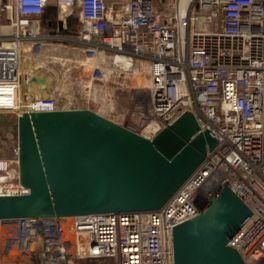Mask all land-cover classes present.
Wrapping results in <instances>:
<instances>
[{"label":"built area","instance_id":"obj_1","mask_svg":"<svg viewBox=\"0 0 264 264\" xmlns=\"http://www.w3.org/2000/svg\"><path fill=\"white\" fill-rule=\"evenodd\" d=\"M55 2L63 12L78 8L76 40L94 60V81L146 70L132 87L144 88L146 100L134 104L126 128L151 139L191 111L217 143L157 210L72 216L74 240L55 222L46 228V219L63 218L23 219L37 228L38 264H174L172 227L197 216L225 181L252 212L227 244L245 264H264V0H174L165 8L153 0ZM47 3L0 0V26L10 29L0 34V110L17 116L58 108L53 96L20 107V55L25 42L31 54L39 49ZM10 163L0 159V195L26 194Z\"/></svg>","mask_w":264,"mask_h":264},{"label":"water","instance_id":"obj_2","mask_svg":"<svg viewBox=\"0 0 264 264\" xmlns=\"http://www.w3.org/2000/svg\"><path fill=\"white\" fill-rule=\"evenodd\" d=\"M16 132L28 192L0 195V221L157 210L217 143L191 111L151 139L87 108L22 111ZM226 182L197 216L172 227L174 264H245L227 243L252 212Z\"/></svg>","mask_w":264,"mask_h":264},{"label":"rangeland","instance_id":"obj_3","mask_svg":"<svg viewBox=\"0 0 264 264\" xmlns=\"http://www.w3.org/2000/svg\"><path fill=\"white\" fill-rule=\"evenodd\" d=\"M53 1L50 0L49 4L54 5ZM107 1L111 3L114 0ZM168 2L172 4L174 0H153L154 7L159 8H165ZM55 8H57L56 5ZM72 10H76V8ZM28 50L29 52L27 50L21 52L23 54L20 55L18 65V74L22 81L19 90L21 108L40 97L53 96L58 102V108H87L126 126L131 121L130 116L134 104H138L140 100H146L144 88L139 89V93L132 88V78L130 81L123 82L122 80L119 82L108 80L103 83L94 81L92 79L94 60H86L87 54L79 49L70 46V48L50 50L44 57L37 56L40 51L38 47H35L32 54L30 49ZM21 56L30 57V63L27 65ZM47 60L53 62L48 63ZM145 71L144 69L139 71L142 73V80L147 76ZM45 72L49 79L44 84H39L35 91L32 89L34 82L28 83L30 76H39ZM137 75L131 76L136 77ZM138 83H142V81L139 80ZM16 112L20 111L0 110V159L10 160V169L14 173V180L18 175V161L15 152L17 149ZM136 131H139V128ZM54 222L59 227L61 226V229L63 228L62 237L71 236V218L46 219V228ZM2 228L5 230L6 236H0V264H16L15 262L27 264L29 259L33 264H38L40 243L34 239L37 232L36 226L33 224L27 227L26 221L20 219L0 221V229Z\"/></svg>","mask_w":264,"mask_h":264},{"label":"crops","instance_id":"obj_4","mask_svg":"<svg viewBox=\"0 0 264 264\" xmlns=\"http://www.w3.org/2000/svg\"><path fill=\"white\" fill-rule=\"evenodd\" d=\"M49 2L50 0H48V3L46 7L44 8V11L39 15V19L41 22L40 27H41L42 37H41V45L39 47L40 51H38L37 56L39 55V57L41 56L44 57L45 55H47V53H49L50 50L53 51V50H57L61 48L64 49L66 47L70 48V46L75 49H79L80 51L83 52L82 44L76 40V35L80 27L78 8L75 6L73 8H76V10H72L73 9L72 8L71 10L63 12L59 9L55 0L53 1L54 5H50ZM55 5L57 6V8H55ZM156 8H159V7H156ZM0 19L2 21L4 20V17L1 15ZM58 20H62V23H63L61 30L58 29V24H57ZM0 34H10V29H8V27L6 28V26H2V27L0 26ZM30 47H31V42H25L23 52H25L26 50L29 52L28 49H30ZM21 57H22V60L25 59L24 61L27 65L30 63L29 62L30 57L29 58H26L23 56ZM24 61H22V63H24ZM47 61L48 63L53 62L50 60H47ZM31 76H34V75H31ZM37 77L45 78V81L49 79V76L47 75L46 72ZM131 77L132 76H130L125 81H128V80L130 81ZM32 82H34L32 85V89L37 91L39 84H37V82L35 81L28 80V83L31 84ZM132 82H133L132 87L138 85V81L136 78H134Z\"/></svg>","mask_w":264,"mask_h":264},{"label":"bare ground","instance_id":"obj_5","mask_svg":"<svg viewBox=\"0 0 264 264\" xmlns=\"http://www.w3.org/2000/svg\"><path fill=\"white\" fill-rule=\"evenodd\" d=\"M6 28H7V27H6ZM3 30H4V29H3ZM22 51H23V50H22ZM86 60H88V59H86ZM90 60H91V59H90ZM98 61H102L101 58H99ZM93 63H94V62H93ZM90 65H93V64H90ZM134 74H135V75L138 74V75H137L136 77H131L132 80H133L134 78H137V79H138V82H139V80L142 81L143 78L141 77V74H142L141 72H134ZM19 80H20V85H21L22 81H21V78H20V77H19ZM132 80H131V81H132ZM131 84H132V83H131ZM20 85H19V87H20ZM19 90H20V88H19ZM24 104H25V103H24ZM18 113H19V112H18ZM17 155H18V154H17ZM66 218H67V219H70V218L73 219L72 216H69V217H66ZM67 227L70 228L69 226H67ZM62 231H63V228H62ZM62 231H61V232H62ZM70 233H71V236H67V237H65V238H67V239H73V240H74V239H75V235H74V232H73V228H72V226H71V232H70ZM62 238H64V237H62Z\"/></svg>","mask_w":264,"mask_h":264}]
</instances>
